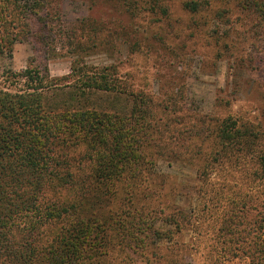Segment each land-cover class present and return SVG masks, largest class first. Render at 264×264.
Masks as SVG:
<instances>
[{"label": "rangeland", "instance_id": "374dc122", "mask_svg": "<svg viewBox=\"0 0 264 264\" xmlns=\"http://www.w3.org/2000/svg\"><path fill=\"white\" fill-rule=\"evenodd\" d=\"M18 1L24 7L36 2ZM45 1L46 17L36 6L20 7L6 18L4 26L17 33L11 52L0 55V89L26 88L18 74L33 68L57 84L43 92L49 109L77 104L122 115L139 100L148 106L149 98L151 111L168 124L158 130L163 137L156 134L155 143L178 138L203 153L183 156L174 150L167 156L169 146L159 145L139 191L131 196L132 188L130 193L117 189L114 201L115 193L102 189L92 208L98 209L96 217H84L78 226L57 219L40 224L35 210L23 214L13 208L4 223L8 233L18 240L24 226L35 233L43 229L46 237L39 240L37 254L47 263L53 256L64 258L61 250H80L91 259L95 247L103 255L93 264H264V158L258 162L264 153V20L254 7L260 11L264 0L251 6L245 0H203L197 13L184 6L191 0ZM86 71L111 79L105 87L115 90L76 89L74 74ZM74 94H79L76 102ZM217 120L252 127L246 128L242 152L209 157L207 139L193 133L199 128L209 133ZM69 152L66 158H74ZM81 158L60 170L87 173L90 165ZM117 165L108 170L140 173L132 165ZM67 195L65 188L46 190L41 202L47 206ZM80 230L87 235L81 241L74 239Z\"/></svg>", "mask_w": 264, "mask_h": 264}, {"label": "trees", "instance_id": "16d2710c", "mask_svg": "<svg viewBox=\"0 0 264 264\" xmlns=\"http://www.w3.org/2000/svg\"><path fill=\"white\" fill-rule=\"evenodd\" d=\"M253 1L245 0V4L251 6ZM203 3H205L203 0H191L184 6L188 11L197 13L204 6ZM45 4V0H36L34 4L31 3L25 8L18 0H0V55L4 51L11 52L10 47L17 33L12 34L8 29L9 25L4 26L6 18L14 17L11 12L19 11L20 7L27 11L30 7L41 6L46 17L48 6ZM158 6L161 7L163 14L167 13L165 6L160 4ZM254 7L257 9L255 10L257 16H261L263 21L264 6H261L260 11L258 6ZM78 73L80 75L74 74L73 86L76 89L115 90V87H105L113 84L111 79L105 78L106 76L90 71ZM18 76L24 78L26 88L14 93L0 89V264H36L35 262L42 261L37 253L39 240L46 237L44 230L35 233V229L24 226L19 230L21 237L16 240L15 234H9V228L5 225L7 224L5 219L9 220L8 212L13 208L21 209L23 214L35 210L39 213L35 220L40 221V224L48 221L51 223L57 219L61 223L72 221V225L78 226L83 223L84 217L91 218L97 213L98 209L92 210V208L99 204L97 200L98 195L103 194L102 189L111 191V195L115 193L112 199L114 201L119 200L117 189L122 193L128 189L130 193L132 188L131 196L135 190L139 191L141 184L139 180L145 177L147 169L156 160L155 148L160 147L159 145L169 146L167 156L175 155L174 150L183 153V156L203 153L200 152V146L190 147V143H184L185 140L178 138H172L164 144L155 143L160 139L156 134L163 137L158 130L168 124L155 116V111H151L154 106L149 98H146L148 106L146 103L138 105L141 100L139 97L136 98L135 100L139 101L134 103L132 110L122 115L114 110L79 108L77 104L62 108V104H57L49 109L44 102L46 96L43 92L53 89L57 84L50 79L47 80L44 72L39 69L27 68ZM78 98L79 94H74L75 102ZM160 121L164 123L161 124ZM211 125L209 133L203 128L196 129L193 133L202 142L207 139L208 148L212 149L210 155L209 152L207 154L209 157L214 154L216 160L220 155L225 157L226 154L240 153L246 148L249 137L246 131L252 127L245 122L240 123L239 126L235 124L228 127L221 120H217ZM215 146L218 150L213 152ZM79 147H82L83 153L78 150ZM69 151L76 154L74 158L72 156L66 158V153ZM81 156L85 159L83 161H88L90 165L87 173L78 176L60 170L64 167L70 168L68 161L75 162L76 159L79 161L82 159ZM262 157L264 158V153L258 157L259 163ZM118 163L124 167L132 165L134 171L140 173L120 175L116 171L108 170L111 167L117 169ZM144 168L145 173L141 175V170ZM60 188H65L68 192L63 199L51 201L47 206L41 202V199L46 200V190L58 191ZM102 198L100 197L99 201H102ZM85 206L89 209L81 215ZM54 212H57V218H54ZM19 216L21 213L18 211ZM64 229L62 227L59 232L57 231L58 236L64 232ZM91 233L95 236V241L99 240L95 228ZM86 237L83 230H80V236L74 239L81 241ZM87 242L92 244L93 237H88ZM77 249L78 245L75 247V250ZM92 251L95 257L87 259L80 250L77 253L61 250L59 253H64V258L53 256L48 263L93 264V259L96 258H99L98 261L96 260L99 263L103 253L101 255L97 253L95 247ZM48 263L46 260L41 262V264Z\"/></svg>", "mask_w": 264, "mask_h": 264}]
</instances>
